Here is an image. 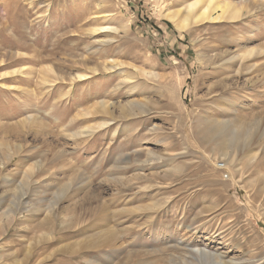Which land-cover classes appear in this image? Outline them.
<instances>
[{"label":"rangeland","instance_id":"374dc122","mask_svg":"<svg viewBox=\"0 0 264 264\" xmlns=\"http://www.w3.org/2000/svg\"><path fill=\"white\" fill-rule=\"evenodd\" d=\"M193 1L0 0V264H264V0Z\"/></svg>","mask_w":264,"mask_h":264},{"label":"bare ground","instance_id":"6f19581e","mask_svg":"<svg viewBox=\"0 0 264 264\" xmlns=\"http://www.w3.org/2000/svg\"><path fill=\"white\" fill-rule=\"evenodd\" d=\"M197 7H201V9L198 12H195ZM232 7L233 6L229 2H221L218 0H196L190 2L186 9L182 12L181 10L172 12L168 11L166 13L163 12L162 15L166 18L174 20L180 29H184L188 27L192 21L234 18L238 14V11ZM216 12L218 15L215 16ZM248 52L250 53L251 51ZM214 130L218 131L217 128H214ZM229 142L232 145L239 144V140L237 139L236 135H234L233 138L229 140Z\"/></svg>","mask_w":264,"mask_h":264}]
</instances>
